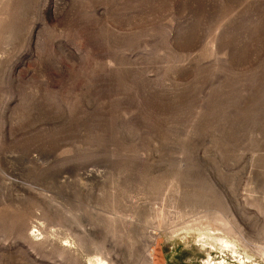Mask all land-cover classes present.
Here are the masks:
<instances>
[{
	"label": "rangeland",
	"instance_id": "obj_1",
	"mask_svg": "<svg viewBox=\"0 0 264 264\" xmlns=\"http://www.w3.org/2000/svg\"><path fill=\"white\" fill-rule=\"evenodd\" d=\"M93 258L264 264V0H0V264Z\"/></svg>",
	"mask_w": 264,
	"mask_h": 264
},
{
	"label": "bare ground",
	"instance_id": "obj_2",
	"mask_svg": "<svg viewBox=\"0 0 264 264\" xmlns=\"http://www.w3.org/2000/svg\"><path fill=\"white\" fill-rule=\"evenodd\" d=\"M210 240H211V239H210ZM218 242H219V245H224V246L228 243V242L226 243V241H225V242H224V241L222 242V241H220V240H218ZM229 245H230V244H229ZM215 246H216V245H215ZM226 247H227V245H226ZM230 247H231V246H230ZM231 248H232V247H231ZM225 249H227V248H225ZM234 253H235V252H234ZM88 264H105V263H104L101 259H98V258H97V259H96V258L94 259V258H93L92 260H89ZM218 264H222V263H218Z\"/></svg>",
	"mask_w": 264,
	"mask_h": 264
}]
</instances>
